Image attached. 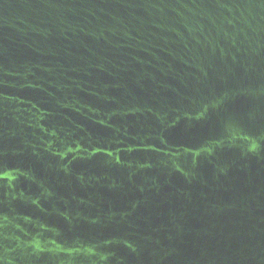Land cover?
<instances>
[{
	"label": "water",
	"instance_id": "1",
	"mask_svg": "<svg viewBox=\"0 0 264 264\" xmlns=\"http://www.w3.org/2000/svg\"><path fill=\"white\" fill-rule=\"evenodd\" d=\"M0 264H264V0H0Z\"/></svg>",
	"mask_w": 264,
	"mask_h": 264
}]
</instances>
